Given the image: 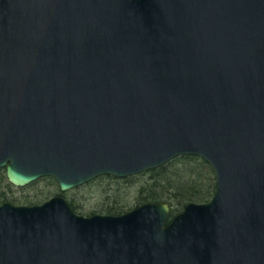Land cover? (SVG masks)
Wrapping results in <instances>:
<instances>
[{
	"label": "water",
	"instance_id": "95a60500",
	"mask_svg": "<svg viewBox=\"0 0 264 264\" xmlns=\"http://www.w3.org/2000/svg\"><path fill=\"white\" fill-rule=\"evenodd\" d=\"M197 155L215 188L76 213L0 202V264H264V0H0V167L60 191Z\"/></svg>",
	"mask_w": 264,
	"mask_h": 264
},
{
	"label": "rangeland",
	"instance_id": "374dc122",
	"mask_svg": "<svg viewBox=\"0 0 264 264\" xmlns=\"http://www.w3.org/2000/svg\"><path fill=\"white\" fill-rule=\"evenodd\" d=\"M175 170L177 165L167 172L175 178V175H172ZM154 180H157V177L152 178L149 172L125 177L101 175L60 192L57 182L52 177H40L25 186H15L7 181L3 170H0V201L7 200L15 205H32L41 203L52 195L62 194L72 204L75 212L81 215L104 214L108 208L123 213L140 204L138 202L144 199L145 187L152 186ZM166 199L170 203L175 202L174 197Z\"/></svg>",
	"mask_w": 264,
	"mask_h": 264
},
{
	"label": "trees",
	"instance_id": "16d2710c",
	"mask_svg": "<svg viewBox=\"0 0 264 264\" xmlns=\"http://www.w3.org/2000/svg\"><path fill=\"white\" fill-rule=\"evenodd\" d=\"M175 165H177V170L172 174L175 175V178H173L167 170ZM145 172H149L152 178L157 177V180H154L152 186L147 185L145 187L144 199L138 203L143 201H165L171 207V215L182 210L184 205L190 201H207L214 192L213 170L204 159L196 155H179L165 164ZM158 190H161V192ZM167 197H174L175 202L170 203L167 201ZM69 204L74 210L72 204ZM120 213L108 208L104 214Z\"/></svg>",
	"mask_w": 264,
	"mask_h": 264
},
{
	"label": "flooded vegetation",
	"instance_id": "af4514ba",
	"mask_svg": "<svg viewBox=\"0 0 264 264\" xmlns=\"http://www.w3.org/2000/svg\"><path fill=\"white\" fill-rule=\"evenodd\" d=\"M0 170H3V174L5 175V173H4L5 169H3V168H0ZM42 202H43V201H42Z\"/></svg>",
	"mask_w": 264,
	"mask_h": 264
}]
</instances>
